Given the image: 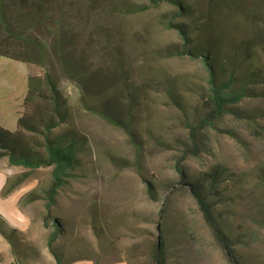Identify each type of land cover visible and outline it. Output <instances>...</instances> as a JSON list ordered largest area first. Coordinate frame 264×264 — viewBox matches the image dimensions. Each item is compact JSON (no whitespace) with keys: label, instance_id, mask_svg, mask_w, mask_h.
<instances>
[{"label":"rangeland","instance_id":"1","mask_svg":"<svg viewBox=\"0 0 264 264\" xmlns=\"http://www.w3.org/2000/svg\"><path fill=\"white\" fill-rule=\"evenodd\" d=\"M220 1L217 6L223 7ZM148 3L56 0L48 12L49 21L41 28L48 70L70 111L69 125L57 132L72 129L84 141L80 166L50 211L51 217H60L65 224V236L58 243L66 264H150L160 234L168 240L169 264H264V48L253 66L261 75L259 82L250 86L253 95L238 106L244 118L226 115L203 132V152L181 160L190 147L188 126L205 114L202 101L208 93V73L201 59L170 54L182 42L177 31L166 26L175 7L162 4L141 11ZM196 3L207 6L206 0ZM224 3H230L229 8L216 6L218 19L209 21L206 31L231 45L254 33L264 45V0ZM58 35L72 43L74 57L88 72L100 71V79L110 80V90L135 139L87 110L81 87L62 73L53 53ZM32 69L45 74L41 68ZM30 71L27 64L0 56V125L10 132L17 127ZM126 85L133 89L134 100ZM179 163L191 176L216 165L233 175L223 183L231 197L225 218L235 240L233 257L217 242L190 191L178 185ZM51 171H33L5 196L7 177L27 169L0 159L3 228L14 229L23 245L42 251L54 229L52 224L48 228L42 224L45 201L25 206L21 199L31 191L43 194L51 184ZM151 187L155 198L149 194ZM78 256L88 258H74Z\"/></svg>","mask_w":264,"mask_h":264},{"label":"trees","instance_id":"2","mask_svg":"<svg viewBox=\"0 0 264 264\" xmlns=\"http://www.w3.org/2000/svg\"><path fill=\"white\" fill-rule=\"evenodd\" d=\"M18 1L0 0V56L23 62L31 71L16 130L10 132L0 125V159L7 158L11 167H23L27 172L7 177L3 195H8L23 184L33 171L52 168L51 184L43 194L31 191L23 196L21 202L26 206L39 200L45 201L46 213L41 217L42 224L45 228L52 224L54 228L46 237V246L56 264H66L65 252L58 243L65 236V224L60 217H51L50 211L58 205L60 191L66 186L73 171L80 166L78 156L83 151L84 141L75 130L57 132L63 125H69L70 111L66 99L48 70V51L40 36L41 28L49 21L48 12L53 10L56 0ZM206 1V8H202L196 0H149L148 5L141 10L146 11L162 4L175 7L176 11L169 14L166 26L177 31L182 42L170 54L178 58L201 59L208 73V93L202 101L205 114L194 125L188 126L190 147L186 149L181 160L189 155L198 157L206 144L202 139L203 132L215 127L226 115L244 118L238 106L253 95L250 86L254 82L258 83L261 76L256 68L253 69L258 52L264 48L257 35L254 36L253 33L234 45L214 38L215 36L206 31L207 24L218 19L217 8H229L230 3L226 4V0H221L219 3L224 6L218 7L219 0ZM179 17L183 18L182 21H175ZM73 48L72 43L60 35L52 45L62 73L81 87L87 110L111 125L123 128L130 138L135 139L131 123L124 121L118 98L110 90V80L106 82L100 79V71L88 72L82 61L74 57ZM32 67L43 69L45 74H38ZM104 82L106 88L103 86ZM125 89L134 100L133 89L128 85ZM95 90L98 94H94ZM170 96L178 102L175 93L170 92ZM88 98L93 101L92 104L86 103ZM177 172L181 178L178 185L190 191L217 242L233 257L232 247L235 240L230 235L229 218H225L226 213L230 212L231 197L227 185L223 186L233 175L220 165L205 173L191 176L186 174L185 167L179 163ZM149 194L155 198L152 187ZM5 224L0 216V233L11 244L17 261L38 256L37 248L23 247L16 231L5 230ZM158 230L161 231L160 226ZM74 258L81 260L88 257ZM169 259L168 240L160 234L154 244L150 264H169Z\"/></svg>","mask_w":264,"mask_h":264},{"label":"crops","instance_id":"3","mask_svg":"<svg viewBox=\"0 0 264 264\" xmlns=\"http://www.w3.org/2000/svg\"><path fill=\"white\" fill-rule=\"evenodd\" d=\"M45 237H46V234H45ZM19 240H20L22 246L26 247L25 245H23L20 238H19ZM30 246L33 247V245H27V247H30ZM43 246H44V249H43L44 251H42L41 249L36 247L38 249V256H36L35 258L34 257H27L26 259L17 261L14 254H13L11 244L0 233V255L2 257L0 259V264H56L53 256L51 255V253L49 252V250L46 246L45 241L43 242Z\"/></svg>","mask_w":264,"mask_h":264}]
</instances>
